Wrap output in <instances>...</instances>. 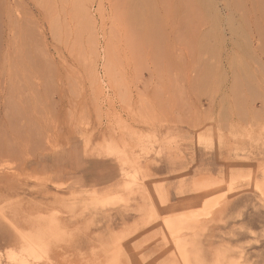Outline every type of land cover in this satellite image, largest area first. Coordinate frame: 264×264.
I'll use <instances>...</instances> for the list:
<instances>
[{
	"label": "rangeland",
	"instance_id": "obj_1",
	"mask_svg": "<svg viewBox=\"0 0 264 264\" xmlns=\"http://www.w3.org/2000/svg\"><path fill=\"white\" fill-rule=\"evenodd\" d=\"M138 13L157 39L133 26ZM0 58V264H128L124 242L168 191L153 168L195 146L221 162L208 193L160 211L131 251L144 264H264V0H0ZM74 141L120 164L110 194L63 196L28 171Z\"/></svg>",
	"mask_w": 264,
	"mask_h": 264
},
{
	"label": "crops",
	"instance_id": "obj_2",
	"mask_svg": "<svg viewBox=\"0 0 264 264\" xmlns=\"http://www.w3.org/2000/svg\"><path fill=\"white\" fill-rule=\"evenodd\" d=\"M209 155L211 152H205L204 148L195 146L184 153L183 160H180L179 156L173 152L171 156L163 158L153 168L156 176L166 179L160 182L168 187V191L164 193L165 196H162L161 203L160 201L152 202L151 219L153 220L143 225L136 224L132 228L129 238L124 242L126 249H129L128 264H144L146 262L145 258L139 257L131 251L129 245L147 239L149 235H153L154 232L161 229L162 226L158 220L160 211L176 213L186 207L194 206L199 198L197 197V185H203V194L208 193L207 190L212 186L211 178L219 172L221 165L217 156L206 160ZM28 171L45 178L49 184L59 189L60 195L67 197L77 193H89L92 196L110 194L121 184L122 176L121 166L115 158L95 150L86 151L76 141L37 155L29 162ZM181 171L187 172L186 175L191 178L189 181L183 182V188L175 186L179 183L175 174L178 175ZM53 189L50 185L43 187L45 192ZM235 200L237 201L238 198ZM159 206H162L161 210H159ZM135 219L136 217H128L129 222ZM161 238L163 240L159 246L151 244L146 247L150 256L153 253L159 255L167 250V239L165 236Z\"/></svg>",
	"mask_w": 264,
	"mask_h": 264
},
{
	"label": "bare ground",
	"instance_id": "obj_3",
	"mask_svg": "<svg viewBox=\"0 0 264 264\" xmlns=\"http://www.w3.org/2000/svg\"><path fill=\"white\" fill-rule=\"evenodd\" d=\"M133 4H144V2H146V0H130ZM155 21V18H153L151 15H149V13L148 14H143V13H138L137 15H134L133 16V26H134V24H140V23H142L143 24V26H142V28H140L139 29V34L140 35H143L145 38H147V37H150V38H155V39H157L159 36H160V29H159V26L157 25V22H156V26H154V28H150V27H148L147 26V23L148 22H154ZM8 29V28H7ZM7 29H5V34H4V36H6V34H7V32H6V30ZM148 45H150V46H152L153 48H155V42L154 41H152V40H149L148 41ZM2 50H4V51H2V60H6V62H7V59H8V62L6 63V65H10V62H11V59L9 58V54H8V50H9V45H8V43H7V38L6 37H4V39H3V47H2ZM20 58H21V56H20ZM0 60H1V58H0ZM22 60V59H21ZM21 60H19V59H16V62L18 61V63H19V61L21 62ZM27 66V65H26ZM20 68V67H19ZM27 69V68H26ZM23 70H25V69H23ZM20 71H21V69H20ZM222 180V179H221ZM224 180V179H223ZM41 200V199H40ZM7 234H5V235H2L1 236V239H4L5 241H9V239H7ZM10 238V237H9ZM10 240H12V237H11V239ZM17 240V239H16ZM2 255V254H1ZM8 258H10V259H12V260H14V254H13V252H10L9 254H8ZM56 258H59V257H56ZM72 258V257H71ZM63 259V258H62ZM68 259V258H67ZM77 259V258H76ZM86 259H87V256H86ZM89 260L91 259V258H88ZM51 260V259H50ZM50 260H48L49 262H50ZM54 260V259H53ZM85 260V259H84ZM57 261V260H56ZM60 261V260H59ZM68 261V260H67ZM66 261V262H67ZM87 261V260H86ZM53 262V261H52ZM62 262V261H61ZM66 262H65V264H66ZM70 262H72V260L70 261ZM69 262V263H70ZM74 262V261H73ZM91 262H92V259H91ZM54 263V262H53ZM58 263V262H57ZM63 263V262H62ZM79 263H80V261H79ZM82 263V262H81ZM87 263V262H86ZM51 264V263H50ZM60 264V263H59ZM71 264H73V263H71ZM76 264V263H75ZM92 264V263H91Z\"/></svg>",
	"mask_w": 264,
	"mask_h": 264
}]
</instances>
